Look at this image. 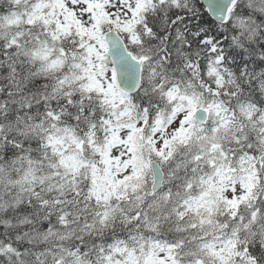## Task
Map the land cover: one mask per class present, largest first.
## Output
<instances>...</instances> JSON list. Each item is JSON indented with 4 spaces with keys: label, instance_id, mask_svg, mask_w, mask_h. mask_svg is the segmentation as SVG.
I'll return each mask as SVG.
<instances>
[{
    "label": "snow or ice",
    "instance_id": "6c2138e0",
    "mask_svg": "<svg viewBox=\"0 0 264 264\" xmlns=\"http://www.w3.org/2000/svg\"><path fill=\"white\" fill-rule=\"evenodd\" d=\"M0 264H264V0H0Z\"/></svg>",
    "mask_w": 264,
    "mask_h": 264
}]
</instances>
